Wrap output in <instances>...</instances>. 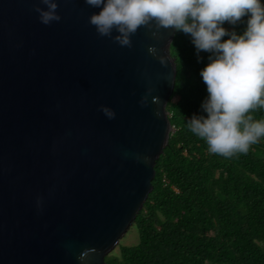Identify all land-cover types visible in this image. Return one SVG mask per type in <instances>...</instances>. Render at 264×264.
Instances as JSON below:
<instances>
[{
  "label": "water",
  "instance_id": "1",
  "mask_svg": "<svg viewBox=\"0 0 264 264\" xmlns=\"http://www.w3.org/2000/svg\"><path fill=\"white\" fill-rule=\"evenodd\" d=\"M55 2L45 25L41 0H0V264H104L172 130L175 29L122 47L89 23L101 9Z\"/></svg>",
  "mask_w": 264,
  "mask_h": 264
},
{
  "label": "trees",
  "instance_id": "2",
  "mask_svg": "<svg viewBox=\"0 0 264 264\" xmlns=\"http://www.w3.org/2000/svg\"><path fill=\"white\" fill-rule=\"evenodd\" d=\"M248 18L222 27L242 35ZM169 54L175 77L165 110L172 130L130 225L137 243L118 245L104 264H264V154L249 149L225 158L208 151L187 123L207 117L200 73L213 54L198 53L190 34L176 30ZM250 114L264 120V109ZM259 142L264 146V137Z\"/></svg>",
  "mask_w": 264,
  "mask_h": 264
},
{
  "label": "clouds",
  "instance_id": "3",
  "mask_svg": "<svg viewBox=\"0 0 264 264\" xmlns=\"http://www.w3.org/2000/svg\"><path fill=\"white\" fill-rule=\"evenodd\" d=\"M40 21H59L55 0H41ZM93 8L89 23L102 37L112 38L122 47H132L131 37L141 26L173 28L190 34L197 52L212 53L201 70L208 98L202 104L207 117L193 116L190 131L206 141L208 151L225 158L247 154L264 137V120L250 113L264 109V4L261 0H85ZM248 16L242 35L229 33L222 25L237 24ZM113 30L118 34L113 36ZM155 35V33H153ZM230 36L222 42V38ZM155 55V48L149 47ZM162 64L165 63L160 59ZM149 89V93H151ZM155 99V98H154ZM147 95L141 105H147ZM109 117L114 112L106 107Z\"/></svg>",
  "mask_w": 264,
  "mask_h": 264
},
{
  "label": "rangeland",
  "instance_id": "4",
  "mask_svg": "<svg viewBox=\"0 0 264 264\" xmlns=\"http://www.w3.org/2000/svg\"><path fill=\"white\" fill-rule=\"evenodd\" d=\"M250 150H254L256 152H260L264 154V146L258 141L256 144L252 145L250 147ZM137 243V233L134 227L130 226L126 232L122 235V237L119 239L118 245H124V246H132ZM117 246L112 251L114 254L118 252Z\"/></svg>",
  "mask_w": 264,
  "mask_h": 264
}]
</instances>
